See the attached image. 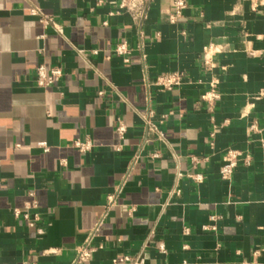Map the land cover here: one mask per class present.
Segmentation results:
<instances>
[{
	"label": "crops",
	"instance_id": "1",
	"mask_svg": "<svg viewBox=\"0 0 264 264\" xmlns=\"http://www.w3.org/2000/svg\"><path fill=\"white\" fill-rule=\"evenodd\" d=\"M185 1L170 22L166 0H0V264H72L100 219L81 264H264V0ZM38 64L61 77L38 86ZM227 148L250 160L224 180Z\"/></svg>",
	"mask_w": 264,
	"mask_h": 264
},
{
	"label": "built area",
	"instance_id": "2",
	"mask_svg": "<svg viewBox=\"0 0 264 264\" xmlns=\"http://www.w3.org/2000/svg\"><path fill=\"white\" fill-rule=\"evenodd\" d=\"M105 0H96V3L101 4ZM153 0H118L119 8H124L128 11L135 12L139 10L142 12L141 5L146 2H150ZM186 7L185 0H166V6L164 7V11L167 14V18L170 22H174L177 20L179 16H181L182 10ZM33 14H38L41 16V21L44 23H53L52 17L48 14H43L36 8H30L29 10ZM216 46L212 44H208L204 46V56L203 61L206 65H211V56L213 52H216L214 48ZM115 53L122 54L124 56V60L127 61V54L129 51L128 46L125 42H119L114 49ZM62 75V70L59 66H50L46 67L44 64H38L35 67V81L38 86L46 87L54 84L59 80ZM155 85H158L162 88H168L174 85H178L180 83V74L178 73H166L159 75L154 81ZM101 93V92H99ZM218 98V92L216 89L211 86L209 90H207L204 94L201 95V100L205 101L207 104L212 103L215 99ZM152 111H149L146 116H144L145 125L148 130L155 132L158 138H163L162 133L157 129L156 125L151 121ZM165 116V115H164ZM163 116V117H164ZM115 130L119 136V138H123L126 132V126L124 122L120 119L117 120ZM73 146L76 147L80 152H86L91 148V142L89 140H81L75 139L73 141ZM156 155V154H154ZM250 160V155L248 153H244L241 150L235 148H227L222 155V163L219 167L218 174L221 179L228 180L231 178L234 167L239 161L248 162ZM189 176L193 178V180L200 182L203 179V175L201 173H189ZM115 203V197L113 194H110L107 198L106 209H108L111 205ZM35 207V202H32L28 205H25L23 208H14L13 213L15 216H21L29 226H34L36 221L39 219V213L36 211H32ZM210 219L213 220L214 217L210 216ZM100 219L95 226L90 230L87 238L78 244L75 247V255L72 261V264H81L83 262L90 261L92 254L94 252V245L92 243V238L94 232L97 230L101 223ZM205 228L214 229L213 225L204 226ZM162 249L163 246L160 245ZM124 260L131 261L130 257H125ZM132 264H136L133 260Z\"/></svg>",
	"mask_w": 264,
	"mask_h": 264
}]
</instances>
